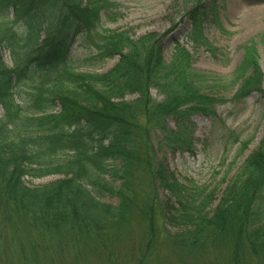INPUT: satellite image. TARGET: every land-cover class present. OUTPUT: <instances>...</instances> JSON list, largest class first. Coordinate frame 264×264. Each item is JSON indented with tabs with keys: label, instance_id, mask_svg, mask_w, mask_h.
<instances>
[{
	"label": "trees",
	"instance_id": "16d2710c",
	"mask_svg": "<svg viewBox=\"0 0 264 264\" xmlns=\"http://www.w3.org/2000/svg\"><path fill=\"white\" fill-rule=\"evenodd\" d=\"M216 1L181 0L180 7L188 42L213 57L219 51L203 25L216 20ZM104 4L0 0V264H53L61 248L103 251L132 224L141 228L133 264L159 260L162 250L179 261L220 254L227 264H264V134L216 206L214 192L179 182L156 158L151 136L159 148L186 145L190 116L214 115L219 100L179 43L164 61L163 43L179 22L138 38L104 30L93 44L97 58L117 57L116 65L101 74L74 70L75 38L97 30ZM231 83L235 101L264 99L255 45L245 47ZM169 118L176 131L166 127ZM48 177L59 178L27 185Z\"/></svg>",
	"mask_w": 264,
	"mask_h": 264
},
{
	"label": "rangeland",
	"instance_id": "374dc122",
	"mask_svg": "<svg viewBox=\"0 0 264 264\" xmlns=\"http://www.w3.org/2000/svg\"><path fill=\"white\" fill-rule=\"evenodd\" d=\"M86 1L82 0L83 4ZM103 7L105 9L101 12L97 30L90 35L79 34L70 49V65L79 73L101 74L116 65L117 57L105 60L97 58L93 44L104 30L125 31L133 38H138L147 33L163 34L172 23L179 22V28L166 37L163 43V59L169 63L175 44L179 43L191 55L192 68L206 76L205 90L219 103L212 116H190L185 134L186 145L173 150L164 145L159 148L158 135L152 134L151 140L158 161H164L184 185L193 182L197 187H205L207 192H214L215 205L226 183L257 147L264 134V99L251 94L241 101H235L233 94L238 85L232 86L231 83L233 73L242 61L245 47L251 45L256 47L258 63L264 74V46L260 43L264 34V0L216 1V20L206 21L203 25V36L212 48L219 51L216 57L204 48H195L188 42L190 24L182 19L181 0H105ZM3 58L5 65L11 68L9 56L4 54ZM151 96L161 101L153 90ZM132 99L134 97L127 100ZM165 124L168 129L176 131L172 119H167ZM245 143L247 147L242 150ZM58 178L27 180V185L42 186ZM103 202L112 206L118 204L116 199L108 196L104 197ZM169 231L176 232L172 228ZM140 235L141 228L132 224L130 232L111 237L103 251L99 247L61 248L53 264H133L137 258L134 252H137ZM157 253L161 256L159 260L152 258L147 264H227L225 257L220 254H205L200 258L179 261L166 250Z\"/></svg>",
	"mask_w": 264,
	"mask_h": 264
}]
</instances>
